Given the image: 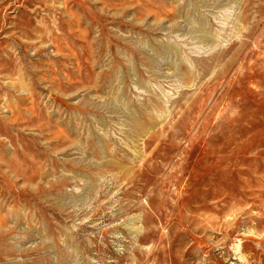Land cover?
Wrapping results in <instances>:
<instances>
[{
  "label": "rangeland",
  "instance_id": "rangeland-1",
  "mask_svg": "<svg viewBox=\"0 0 264 264\" xmlns=\"http://www.w3.org/2000/svg\"><path fill=\"white\" fill-rule=\"evenodd\" d=\"M0 264H264V0H0Z\"/></svg>",
  "mask_w": 264,
  "mask_h": 264
}]
</instances>
